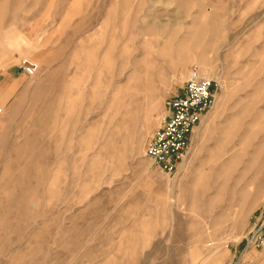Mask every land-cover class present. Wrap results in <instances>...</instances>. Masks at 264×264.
Wrapping results in <instances>:
<instances>
[{"label":"rangeland","instance_id":"rangeland-1","mask_svg":"<svg viewBox=\"0 0 264 264\" xmlns=\"http://www.w3.org/2000/svg\"><path fill=\"white\" fill-rule=\"evenodd\" d=\"M193 67L218 89L168 176ZM263 205L264 0H0V264H264Z\"/></svg>","mask_w":264,"mask_h":264},{"label":"built area","instance_id":"built-area-1","mask_svg":"<svg viewBox=\"0 0 264 264\" xmlns=\"http://www.w3.org/2000/svg\"><path fill=\"white\" fill-rule=\"evenodd\" d=\"M19 72L29 78L38 73V65L23 60ZM217 83L198 68L188 71L184 86L166 103L160 127L152 134L145 150L146 157L160 172L175 175L191 147V136L214 104ZM243 251L264 244V205L257 212L252 227L244 238ZM232 264H245L241 257Z\"/></svg>","mask_w":264,"mask_h":264},{"label":"bare ground","instance_id":"bare-ground-1","mask_svg":"<svg viewBox=\"0 0 264 264\" xmlns=\"http://www.w3.org/2000/svg\"><path fill=\"white\" fill-rule=\"evenodd\" d=\"M203 118H204V117H203ZM202 120H203V119H202ZM202 120H201V121H202Z\"/></svg>","mask_w":264,"mask_h":264},{"label":"crops","instance_id":"crops-1","mask_svg":"<svg viewBox=\"0 0 264 264\" xmlns=\"http://www.w3.org/2000/svg\"><path fill=\"white\" fill-rule=\"evenodd\" d=\"M191 139H192V136H191Z\"/></svg>","mask_w":264,"mask_h":264}]
</instances>
